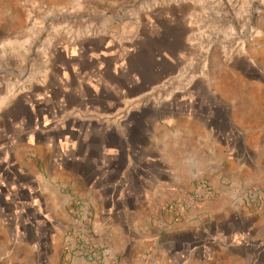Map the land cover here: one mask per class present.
Wrapping results in <instances>:
<instances>
[{
  "label": "crops",
  "instance_id": "obj_1",
  "mask_svg": "<svg viewBox=\"0 0 264 264\" xmlns=\"http://www.w3.org/2000/svg\"><path fill=\"white\" fill-rule=\"evenodd\" d=\"M69 1L0 0L14 59L28 51L22 20ZM131 16L55 35L37 92L0 105V264H60L74 199L116 256L103 264H264V207L236 199L264 184V37L178 92L167 87L188 63L192 17L173 8ZM203 178L221 194L168 220L163 206Z\"/></svg>",
  "mask_w": 264,
  "mask_h": 264
},
{
  "label": "rangeland",
  "instance_id": "obj_2",
  "mask_svg": "<svg viewBox=\"0 0 264 264\" xmlns=\"http://www.w3.org/2000/svg\"><path fill=\"white\" fill-rule=\"evenodd\" d=\"M4 4L5 1L2 2L3 7H5ZM62 5H64L62 9L54 10V12L46 9L44 12H31L29 17L22 20L23 25L27 24L29 26L28 51L26 53L23 52L22 57L15 56L14 59V55H11L12 50L8 49L10 46L8 39L11 35L7 33L0 34V49H3L0 52V54L3 53L0 57V105L12 96L28 95L32 92H37L35 90L37 78L35 77H37V71L42 68L39 62L42 56L41 51L47 52L49 50L52 38L55 35H59L60 37L65 36L69 39L86 33H98L99 31L114 28L118 23H122V21L129 20L130 15L133 18H139L142 12H147L148 10L166 11L173 8L183 10L184 14L188 13L192 17L191 26L194 32L190 34L192 48L188 55V63L180 70V80L173 83L172 87H167L168 90L180 92L187 80L197 79V75H212L216 67L214 63L216 65L219 63L218 58L220 56L223 58V53L227 57L240 55L247 52L250 46L254 47V44L264 37V0H115L108 6L91 3V0H77L74 3L72 0L62 3ZM2 11H0V23L9 20L5 18L3 15L5 12ZM220 26L222 29H229L230 34L226 36L223 33H218L216 29ZM13 36L16 35L14 34ZM229 54L231 55L229 56ZM6 56H9L11 59H4L3 57ZM27 61L29 67L33 68V71L29 68V71L25 73ZM201 180L208 181L203 178L199 179L198 182ZM259 185L264 184L255 183L251 186ZM219 194H221V191H219ZM236 199L241 201L246 207L252 208L242 201L239 195ZM75 201L81 200L74 199L72 201L70 210L73 217V226L69 232H71L75 225ZM82 203L91 212L92 223L93 211L86 203ZM164 208L165 205L163 206V213L169 220ZM98 241L100 240L98 239ZM65 243L66 239L64 238L60 264L71 263H64L62 260ZM102 244L110 250L109 256L103 261L80 259L102 264L107 260H115L116 256L112 249L101 242Z\"/></svg>",
  "mask_w": 264,
  "mask_h": 264
},
{
  "label": "built area",
  "instance_id": "obj_3",
  "mask_svg": "<svg viewBox=\"0 0 264 264\" xmlns=\"http://www.w3.org/2000/svg\"><path fill=\"white\" fill-rule=\"evenodd\" d=\"M219 191L214 189L206 180H201L192 190L178 198L170 200L164 208L170 221H176L181 216L197 208L205 200L215 197ZM239 197L254 209L264 205V185L251 186L239 193ZM74 228L65 239L62 260L70 263L74 258H83L90 261H103L110 254V250L101 245L91 229V212L84 207L81 201H75Z\"/></svg>",
  "mask_w": 264,
  "mask_h": 264
},
{
  "label": "water",
  "instance_id": "obj_4",
  "mask_svg": "<svg viewBox=\"0 0 264 264\" xmlns=\"http://www.w3.org/2000/svg\"><path fill=\"white\" fill-rule=\"evenodd\" d=\"M27 66L29 67V63L27 62Z\"/></svg>",
  "mask_w": 264,
  "mask_h": 264
}]
</instances>
